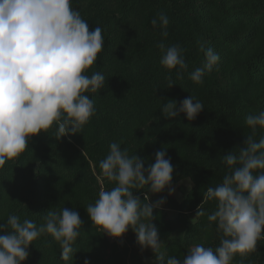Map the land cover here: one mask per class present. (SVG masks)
Instances as JSON below:
<instances>
[{"label":"trees","instance_id":"trees-1","mask_svg":"<svg viewBox=\"0 0 264 264\" xmlns=\"http://www.w3.org/2000/svg\"><path fill=\"white\" fill-rule=\"evenodd\" d=\"M71 6L90 31L102 29V51L86 74L101 72L105 84L87 93L95 112L82 131L59 139L54 125L29 138L28 148L0 170V223L15 214L39 226L49 210L65 207L82 221L71 264H156L155 254L140 248L131 229L124 245L111 244L86 211L101 189L114 186L99 164L116 142L145 161V168L155 162L157 151L166 150L174 169L171 186L192 183L181 201L168 197L174 217L153 209L152 224L166 257L182 260L197 244L215 249L221 236L215 223L209 227L207 214L217 204L204 199L206 190L221 183L228 170L222 156L244 147L252 135L246 117L264 111V0H72ZM160 13L169 19L166 37L151 23ZM161 43L182 49L188 65L182 79L177 70L162 67ZM208 48L219 61L202 83H194L189 73L204 63ZM188 96L203 105L195 120L183 113L171 120L162 115L163 103L179 105ZM262 137L264 129L258 127L254 138ZM133 194L143 201L152 193L145 187ZM199 206L205 216L196 217ZM28 252L23 264H66L50 234L34 241ZM232 264H241L239 254ZM242 264H264V239Z\"/></svg>","mask_w":264,"mask_h":264},{"label":"clouds","instance_id":"clouds-1","mask_svg":"<svg viewBox=\"0 0 264 264\" xmlns=\"http://www.w3.org/2000/svg\"><path fill=\"white\" fill-rule=\"evenodd\" d=\"M71 5L72 0H0V170L28 148L29 138L47 133L54 125L59 139L76 135L94 115V101L87 93L101 90L105 76L86 72L102 51V29L97 26L90 31ZM151 23L167 36L166 14L160 13ZM158 46L163 53L162 67L169 72L177 70L182 79L188 68L182 49L163 43ZM203 51L204 63L189 73V79L197 84L219 61L213 49ZM168 80L169 88L175 85L170 76ZM202 110L203 105L188 96L179 105L174 100L163 103L161 113L170 120L183 113L192 121ZM246 124L252 135L246 137L244 147L222 156L228 170L222 182L208 187L204 196L217 204L216 210L207 214L209 227L215 223L221 236L215 249L197 244L182 260L166 257L161 251L163 242L152 220L153 209L163 200L153 204L148 195L141 201L133 193L145 187L154 194L165 189L170 195L174 192V169L166 150L157 151L155 162L145 168V161L136 154L130 156L119 143L110 144L99 168L114 186L101 189L95 203L87 206L92 225L117 240L131 229L140 248L155 254L156 264H232L237 254L242 264L264 239V137L259 142L254 138L258 127L264 129V111L249 114ZM205 215L199 206L196 217ZM81 227L79 213L65 207L49 210L39 226L10 214L6 223H0V264H23L29 246L44 234L59 243L61 260L71 264Z\"/></svg>","mask_w":264,"mask_h":264},{"label":"rangeland","instance_id":"rangeland-1","mask_svg":"<svg viewBox=\"0 0 264 264\" xmlns=\"http://www.w3.org/2000/svg\"><path fill=\"white\" fill-rule=\"evenodd\" d=\"M192 187V183L189 180H183L178 187L174 188V192L170 195L168 192H161V193H152L149 196V200L151 203H156L157 201L163 200V204L159 207L162 209H165L167 211V214L170 217H174L175 213L167 210V200L168 197H173L177 199L178 201H181L185 192Z\"/></svg>","mask_w":264,"mask_h":264},{"label":"built area","instance_id":"built-area-1","mask_svg":"<svg viewBox=\"0 0 264 264\" xmlns=\"http://www.w3.org/2000/svg\"><path fill=\"white\" fill-rule=\"evenodd\" d=\"M99 231L103 234L102 230L99 229ZM107 240L111 243V244H115L117 246H122L127 242V232L125 233V235L120 238L119 240L117 239H113L111 237H109L107 234H103Z\"/></svg>","mask_w":264,"mask_h":264}]
</instances>
